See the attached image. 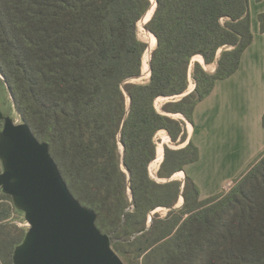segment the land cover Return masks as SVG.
Instances as JSON below:
<instances>
[{
  "label": "trees",
  "instance_id": "obj_1",
  "mask_svg": "<svg viewBox=\"0 0 264 264\" xmlns=\"http://www.w3.org/2000/svg\"><path fill=\"white\" fill-rule=\"evenodd\" d=\"M156 1L0 0V102L12 96L21 120L49 143L70 191L97 213L125 264H264V151L229 191L202 198L188 174L174 178L200 158L176 115L193 125L197 105L238 70L254 40L249 0ZM151 9V75L134 82L144 74L149 43L139 26ZM259 20L264 32V13ZM164 97L177 98L160 111ZM162 129L182 146L164 145L155 178ZM159 208L167 214L153 213ZM15 213L23 215L0 188V264H14L28 229Z\"/></svg>",
  "mask_w": 264,
  "mask_h": 264
},
{
  "label": "water",
  "instance_id": "obj_2",
  "mask_svg": "<svg viewBox=\"0 0 264 264\" xmlns=\"http://www.w3.org/2000/svg\"><path fill=\"white\" fill-rule=\"evenodd\" d=\"M0 119V188L29 224L14 250V264H125L110 235L97 227V213L70 191L49 143L1 107Z\"/></svg>",
  "mask_w": 264,
  "mask_h": 264
},
{
  "label": "crops",
  "instance_id": "obj_3",
  "mask_svg": "<svg viewBox=\"0 0 264 264\" xmlns=\"http://www.w3.org/2000/svg\"><path fill=\"white\" fill-rule=\"evenodd\" d=\"M249 3L253 42L242 54L238 70L217 82L212 93L197 105L192 128L187 126V142L192 139L200 152L204 134L211 143L219 136L225 139L229 161H242L241 171L264 151V32L259 20V15L264 13V0H249ZM211 154L208 159H212L214 149ZM236 174L235 178L241 175ZM224 188L225 185L221 191Z\"/></svg>",
  "mask_w": 264,
  "mask_h": 264
},
{
  "label": "rangeland",
  "instance_id": "obj_4",
  "mask_svg": "<svg viewBox=\"0 0 264 264\" xmlns=\"http://www.w3.org/2000/svg\"><path fill=\"white\" fill-rule=\"evenodd\" d=\"M139 35H141L140 37H142L143 40H145V41L148 40V37H145V35H146L145 30L142 28L140 29V27H139ZM154 39L155 38L151 37L150 41H147L149 43V47L154 42ZM155 41H156V39H155ZM147 65L149 66V62L145 63V67ZM209 66L212 67V65H209ZM149 78H150V76L148 77L146 74H143L140 78L139 77L133 78L132 81L134 80V82L145 83L149 80ZM192 84H193V82H192ZM173 98L175 99L177 97H173ZM173 98L164 97V98L158 99L156 107L161 111L163 104L165 102L173 99ZM0 107H1V110L4 112V114L11 115L16 120L21 119L20 116L18 115V112L15 108V105L13 104L12 96L9 95L8 98L5 97V95H4V97L2 96V99L0 102ZM176 117L181 118L183 116L176 115ZM186 124H188V123L186 122ZM188 127H189V124H188ZM164 134H167V132L165 131ZM156 140H157V144L162 142V138L159 134H157ZM208 140H209V138H207V135L205 136V134H204L202 136L203 149L201 146L200 156L204 155L203 157H205V156L206 157L204 159H202V156H201V159L199 158L198 161L187 165L188 168L186 167V170H187L186 172H188V175L190 177H192L193 180L199 186L202 198L217 194L219 191L222 190L224 185H225L224 191H229L235 185V180L238 178V177L235 178V176L237 175L236 173L238 172L239 174H241V172H243V170L247 169V165H246L245 166L246 168L244 167L243 170L241 171L242 161H239V160L229 161V158L227 156V154L229 152H227V150H226L227 146L223 141L225 139H223L221 136H219V138L217 139L218 141L216 140V138H215V141L210 139V141H213L212 143L207 142ZM166 144H169L175 148L182 146L180 144L179 145L173 144L171 142L170 138L164 145H166ZM206 147H207V149H206ZM213 149L215 151V154H213L212 159H208L209 155L212 156L211 150H213ZM233 162H236V164L235 163L233 164ZM152 175L155 178H157V171L152 173ZM184 177L177 176L174 178L184 180ZM155 212H159L162 215H166L168 212V209L167 208H159V209L155 210L153 213H155ZM14 215H15L14 216L15 222L18 225L28 227V222L26 220H24L25 219L24 213H23V215L17 214V213H15Z\"/></svg>",
  "mask_w": 264,
  "mask_h": 264
},
{
  "label": "bare ground",
  "instance_id": "obj_5",
  "mask_svg": "<svg viewBox=\"0 0 264 264\" xmlns=\"http://www.w3.org/2000/svg\"><path fill=\"white\" fill-rule=\"evenodd\" d=\"M154 4H155V0H154ZM152 12H153V9H151L150 11H148L147 13H146V15L144 16V18H143V20L141 21V23H140V29L142 28V29H144L145 30V32H146V35H145V37H148V40L147 41H150V38L151 37H153V38H155L156 39V37L154 36V35H152V33L151 32H149V31H147L145 28H144V23L146 22V20L150 17V15L152 14ZM141 36V35H140ZM142 38V37H141ZM145 39V38H144ZM155 39H154V42L152 43V45L149 47V49L147 50V53H146V55H145V63H148L149 61H150V54H151V52H152V50L155 48V46H156V43H157V39H156V41H155ZM194 60H199V61H203V57L201 56V55H196L195 57H194ZM202 63H204V62H202ZM216 66H215V64L214 65H212V67H210V66H206V68L207 69H209V70H212V69H214ZM144 74H146L148 77L150 76V66H146L145 68H144ZM140 78V77H139ZM134 81V80H133ZM194 88V84H192L191 86H190V88H189V91H191L192 89ZM189 127L191 128L192 127V124L191 123H189ZM165 131L166 130H160L157 134H159L160 136H161V138H162V142H160L159 144H158V147H157V158H156V160L152 163V165H151V168H150V171H151V173H154V172H156V171H158V169H159V167H160V164H161V162L163 161V158H164V144L169 140V136L167 135V134H164L165 133ZM177 176H179V177H184L185 176V173H184V171H179V172H177L175 175H174V177H177ZM184 203V197L183 196H181V198H180V200H179V202H178V204L176 205L177 207H180L182 204Z\"/></svg>",
  "mask_w": 264,
  "mask_h": 264
},
{
  "label": "built area",
  "instance_id": "obj_6",
  "mask_svg": "<svg viewBox=\"0 0 264 264\" xmlns=\"http://www.w3.org/2000/svg\"><path fill=\"white\" fill-rule=\"evenodd\" d=\"M151 59V58H150ZM149 63H150V61H149ZM181 116V115H180ZM181 118H183L188 124L190 123L189 121H187L184 117H181ZM188 124H187V126H188ZM153 176V175H152ZM28 226H29V224H28Z\"/></svg>",
  "mask_w": 264,
  "mask_h": 264
}]
</instances>
